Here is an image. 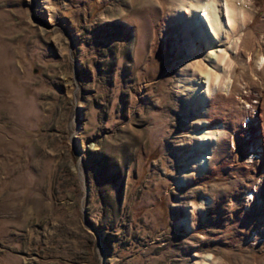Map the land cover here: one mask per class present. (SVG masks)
<instances>
[{"label": "rangeland", "instance_id": "1", "mask_svg": "<svg viewBox=\"0 0 264 264\" xmlns=\"http://www.w3.org/2000/svg\"><path fill=\"white\" fill-rule=\"evenodd\" d=\"M175 2L0 0V264H264V0L211 116L229 145L187 184Z\"/></svg>", "mask_w": 264, "mask_h": 264}, {"label": "bare ground", "instance_id": "2", "mask_svg": "<svg viewBox=\"0 0 264 264\" xmlns=\"http://www.w3.org/2000/svg\"><path fill=\"white\" fill-rule=\"evenodd\" d=\"M31 3L33 5V1ZM253 12L251 0H177L173 8H168L166 13L163 11L167 27L181 28L184 41L179 51L183 62L181 71L185 79L194 81L198 87L187 102L186 113L197 120L190 141V152L196 157L188 160L189 166L181 180L184 184L197 174L207 173L218 159L216 157L226 151L229 136L226 128L212 127L211 116L222 92L231 94L233 90V85L229 88L225 80L235 71V66L252 65L250 54L243 58L241 53L248 43L256 40L254 34L252 36V32L246 30ZM49 18L54 20L55 17L49 13ZM256 57V61L263 65L264 56L257 53ZM201 88L206 89L199 96L201 92L197 90ZM256 96L262 97L260 93ZM261 147L262 142L258 141L256 150ZM79 173L81 175V171ZM185 209L187 216L179 223L194 229L192 213L195 208ZM202 210L201 206L199 211Z\"/></svg>", "mask_w": 264, "mask_h": 264}]
</instances>
